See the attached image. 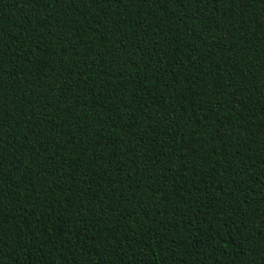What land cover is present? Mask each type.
<instances>
[{
	"label": "trees",
	"instance_id": "16d2710c",
	"mask_svg": "<svg viewBox=\"0 0 264 264\" xmlns=\"http://www.w3.org/2000/svg\"><path fill=\"white\" fill-rule=\"evenodd\" d=\"M0 264H264V0H0Z\"/></svg>",
	"mask_w": 264,
	"mask_h": 264
}]
</instances>
